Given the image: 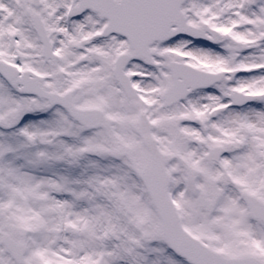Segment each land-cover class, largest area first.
<instances>
[{
	"label": "snow or ice",
	"instance_id": "obj_1",
	"mask_svg": "<svg viewBox=\"0 0 264 264\" xmlns=\"http://www.w3.org/2000/svg\"><path fill=\"white\" fill-rule=\"evenodd\" d=\"M0 264H264V0H0Z\"/></svg>",
	"mask_w": 264,
	"mask_h": 264
}]
</instances>
